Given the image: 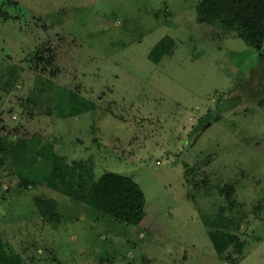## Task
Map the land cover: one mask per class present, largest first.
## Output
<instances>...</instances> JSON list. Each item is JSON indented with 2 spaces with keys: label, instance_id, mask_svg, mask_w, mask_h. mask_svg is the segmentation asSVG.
Segmentation results:
<instances>
[{
  "label": "rangeland",
  "instance_id": "rangeland-1",
  "mask_svg": "<svg viewBox=\"0 0 264 264\" xmlns=\"http://www.w3.org/2000/svg\"><path fill=\"white\" fill-rule=\"evenodd\" d=\"M201 1L0 0V139L50 143L92 165L96 181L129 177L143 196L114 217L24 189L1 154L0 239L23 264H231L229 254L264 264V55L199 24ZM165 37L174 46L155 65L148 54ZM37 78L93 110L56 119L47 101L25 103ZM227 185L234 206L220 193ZM40 200L56 219L41 216ZM205 218L242 253L216 256Z\"/></svg>",
  "mask_w": 264,
  "mask_h": 264
},
{
  "label": "trees",
  "instance_id": "trees-1",
  "mask_svg": "<svg viewBox=\"0 0 264 264\" xmlns=\"http://www.w3.org/2000/svg\"><path fill=\"white\" fill-rule=\"evenodd\" d=\"M199 24L218 25L226 31L236 34L249 49L264 55V0H202L196 6ZM174 41L170 37L163 38L148 54V60L153 64L170 54ZM6 74L12 80L17 78V69L10 68ZM0 72V79L3 77ZM25 103L33 100L47 101L51 106V114L56 119L77 117L93 110V103L82 99L75 92L55 88L51 81L37 78L36 87ZM226 103L228 108V102ZM221 109V108H220ZM215 122L218 118L214 119ZM205 123L203 130L208 128ZM5 155L16 169V175L24 189L46 187L72 202L100 209L105 214L125 218L131 214L142 194L131 178L108 174L105 178L95 180L92 165L86 161L69 162L53 150L50 143L33 142L21 138L0 139V155ZM0 165L3 161L0 158ZM234 189L227 185L220 190L230 206L236 204L233 198ZM41 216L57 218L54 203L37 201ZM204 223L212 227L208 230V238L216 256L221 257L230 247L240 255L243 243L234 234H230L222 222H214L208 218ZM227 224L230 221L227 220ZM225 228V229H219ZM55 260V258H53ZM229 263H236L232 254L225 258ZM0 264H23V260L13 254L0 239Z\"/></svg>",
  "mask_w": 264,
  "mask_h": 264
}]
</instances>
